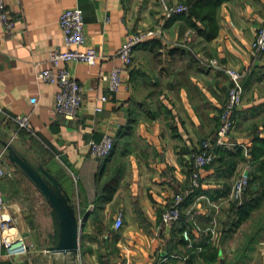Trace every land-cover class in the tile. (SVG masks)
<instances>
[{
  "label": "crops",
  "instance_id": "crops-1",
  "mask_svg": "<svg viewBox=\"0 0 264 264\" xmlns=\"http://www.w3.org/2000/svg\"><path fill=\"white\" fill-rule=\"evenodd\" d=\"M4 1L14 25L6 34L0 23V140L40 163L68 194L80 224V264H264V52L251 49L264 23V0L222 3L216 11L217 35L211 40L197 35L182 18L168 21L178 13L167 15L164 7L185 0ZM75 6L82 10L84 44L100 59L58 64L82 89L77 115L67 120L53 109L56 86L38 79L37 72L56 69L48 54L62 47L57 20L64 9ZM151 28L160 34L135 46L119 91H107L100 75L120 64L118 47L128 34ZM209 59L219 66H206ZM223 67L242 74V100L232 115L233 127L224 143L214 146L213 162L199 170L200 185L184 197L180 220L162 224L161 213L173 196L190 187L191 154L216 134L228 86ZM23 114L29 118L28 129H19L15 120ZM106 132L115 140L100 172L89 142ZM251 150L261 153L251 158ZM4 167L11 179L21 173L6 158ZM246 167L251 181L243 196L256 197L257 203L229 232L231 185ZM116 171L115 191L103 201L101 186ZM3 177L0 190L14 201L8 188L10 194H18L19 188ZM212 204L219 210L216 236L209 239L203 230L215 212ZM19 212L25 241L40 254L7 256L0 246V264L75 263L76 258L67 260L69 253L42 251L51 245L48 233L36 247L34 219ZM116 217L122 225L114 230ZM184 228L201 247L190 261L170 256L189 251L181 236Z\"/></svg>",
  "mask_w": 264,
  "mask_h": 264
},
{
  "label": "built area",
  "instance_id": "built-area-1",
  "mask_svg": "<svg viewBox=\"0 0 264 264\" xmlns=\"http://www.w3.org/2000/svg\"><path fill=\"white\" fill-rule=\"evenodd\" d=\"M167 15L170 13L186 12L185 4H177L173 7H164ZM58 27L62 34V47L51 50L48 54V60L52 67L37 72V78L56 86L53 96V109L56 113L62 115L67 120H73L77 111L81 106L82 89L80 84L71 76L65 67H58L59 63L81 62L86 64H94L100 59L93 47L84 44V21L82 10L79 7H71L64 9L58 17ZM0 23L6 34H11L13 29V20L9 15L4 0H0ZM160 34L159 30L146 29L140 32H133L127 35L123 43L118 47L116 56L120 61L118 66L113 67L109 72L100 75V80L106 85L109 92L117 93L121 87V77L124 71L133 64V50L136 45L148 40L150 37ZM83 47V48H82ZM251 49L254 52H264V23L257 30ZM208 67H218L215 59L206 60ZM227 77L228 86L226 92V100L218 115L219 124L214 137L204 139L199 149L191 154L193 168L189 174V189L173 196L170 205L161 213L160 221L162 224H172L180 220L181 211L180 204L184 197L191 192L192 189L198 188L200 185L199 170L210 165L214 159V146L222 145L223 138L230 133L233 127L232 115L242 100L241 72L233 67H223ZM102 101L106 99L103 95ZM99 111L100 108H95ZM19 128L28 129L29 118L27 115H19L15 118ZM113 136L110 133L102 134L99 141L91 140L89 142L90 154L95 158L107 155L112 148ZM5 159L4 148L0 150V179L3 177V163ZM250 175L247 169H243L234 179L229 200L232 202H240L245 189L248 186ZM215 212L210 218L208 227L203 230L209 239H213L217 232V219L219 206L212 204ZM192 228L198 230L199 227L193 218H189ZM79 222V220H78ZM122 225L120 217L114 219L112 228L117 230ZM22 226V218L17 205L5 200L0 190V246L3 248L4 254L7 256L29 255L35 252V248L27 244ZM181 236L185 241L186 249L189 250L184 254L170 255L172 258L186 261L190 254H198L201 247L194 245V239L191 237L190 230L184 228ZM43 252H48L46 249ZM79 256V255H77ZM74 264H80L79 258H76Z\"/></svg>",
  "mask_w": 264,
  "mask_h": 264
},
{
  "label": "water",
  "instance_id": "water-1",
  "mask_svg": "<svg viewBox=\"0 0 264 264\" xmlns=\"http://www.w3.org/2000/svg\"><path fill=\"white\" fill-rule=\"evenodd\" d=\"M5 158L23 174L44 198L52 223V242L48 252L68 254L79 246L80 224L74 206L59 181L40 163L30 162L13 145L0 140Z\"/></svg>",
  "mask_w": 264,
  "mask_h": 264
},
{
  "label": "trees",
  "instance_id": "trees-1",
  "mask_svg": "<svg viewBox=\"0 0 264 264\" xmlns=\"http://www.w3.org/2000/svg\"><path fill=\"white\" fill-rule=\"evenodd\" d=\"M226 1L228 0H185L184 4L187 6V11L179 12L177 15L170 14L168 21L182 18L186 22L187 26L191 28L197 35L203 37L206 40H211L217 35L218 31V25L216 21L217 8ZM114 140L109 154L97 158L100 162V172H102L105 162L109 160L113 153ZM260 153H257V151L255 150H251V158L258 157ZM18 177L19 178L11 179L4 176L3 178L6 179V182H8V184L11 185L10 187L12 188H15V186L17 187V189L20 188L23 181H26L30 184L29 180L23 174L19 173ZM118 177L119 175L116 171L101 186L100 194L103 201H109L111 199L118 182ZM254 194H258V192L256 191ZM13 197L14 196H12V198ZM255 203H257L256 197L247 200L245 196H242L240 202L231 203L230 208L227 211L228 214L226 219V225L228 226L229 232L235 229L243 220L246 219L252 208L256 206ZM50 237L52 241V234L50 235ZM194 243V245H196V242ZM195 255L196 254H190L188 261L194 258ZM211 258L213 259V257Z\"/></svg>",
  "mask_w": 264,
  "mask_h": 264
},
{
  "label": "rangeland",
  "instance_id": "rangeland-1",
  "mask_svg": "<svg viewBox=\"0 0 264 264\" xmlns=\"http://www.w3.org/2000/svg\"><path fill=\"white\" fill-rule=\"evenodd\" d=\"M245 169H247V167ZM14 171H16V170L14 169L12 171V173H14ZM7 172H9L8 169L6 167H4L3 168L4 176H6L7 178H10L9 176H7ZM13 177H15V179L19 178L17 173ZM250 180L251 179H249V182H250ZM248 185H249V183H248ZM8 191L9 192L7 193V195L8 196L9 195L14 196L15 200L14 201L8 200L7 197L2 193L5 200L12 203V204L15 203V205H17L18 208H20L21 213H24V215L29 216V213H30L31 216L33 217L35 231L39 232V235L37 234L38 238L36 239V242H35L36 243L35 246L37 247V244H39V242L42 240L41 235H44V233H48V235L49 234L51 235V233H52V223H51V220L49 217V207L47 206L42 195L39 192H37V190L34 188V186L31 183L29 184L26 181H23L21 183L18 194H15V193L10 194L9 188H8ZM43 250H45V249H43ZM77 251H78V248H77V250H75V252L69 253L70 255H67V257H66L67 260L69 261L72 257L78 258L79 256H77V253H78ZM33 253L34 254H32V255L40 254V253H36V252H33ZM37 255H35V256H37ZM44 263L48 264L47 261L44 262L43 260H37V264H44Z\"/></svg>",
  "mask_w": 264,
  "mask_h": 264
},
{
  "label": "bare ground",
  "instance_id": "bare-ground-1",
  "mask_svg": "<svg viewBox=\"0 0 264 264\" xmlns=\"http://www.w3.org/2000/svg\"><path fill=\"white\" fill-rule=\"evenodd\" d=\"M110 150H111V149H110ZM109 152H110V151H109ZM108 154H109V153H108ZM108 154H107V155H108ZM105 156H106V155H105Z\"/></svg>",
  "mask_w": 264,
  "mask_h": 264
}]
</instances>
